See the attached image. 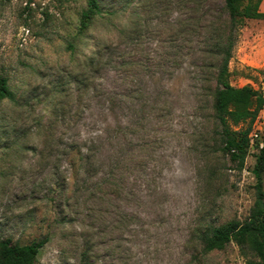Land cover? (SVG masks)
<instances>
[{"label": "rangeland", "instance_id": "obj_1", "mask_svg": "<svg viewBox=\"0 0 264 264\" xmlns=\"http://www.w3.org/2000/svg\"><path fill=\"white\" fill-rule=\"evenodd\" d=\"M98 3L71 52L85 0H0V74L15 94L0 102V240L47 236L36 264H244L233 243L204 254L198 241L243 222L255 198L257 151L239 170L216 146L223 0ZM228 67L232 86L264 95V20L238 30ZM252 131L264 137V107Z\"/></svg>", "mask_w": 264, "mask_h": 264}, {"label": "trees", "instance_id": "obj_2", "mask_svg": "<svg viewBox=\"0 0 264 264\" xmlns=\"http://www.w3.org/2000/svg\"><path fill=\"white\" fill-rule=\"evenodd\" d=\"M68 1V0H58ZM264 0H223L222 39L214 45L219 62L216 65L214 85L211 91L212 118L215 121L217 151L228 157L241 170L246 157L254 148L257 151L251 170L255 179L254 202L247 218L243 221L230 220L220 225L204 227L198 235L199 245L204 254L224 250L235 244L244 264H264V137L250 143L252 125L264 107V95L251 86L234 87L230 84L229 62L238 38V30L247 20H264L260 5ZM98 0H85V7L79 13L76 31L68 40L66 49L73 52L75 41L83 37L98 15H101ZM74 42V43H73ZM111 45L105 44L96 49L81 65L76 81L86 87L87 73H93L104 61L105 53ZM64 86V85H63ZM62 92L60 84L56 93ZM15 101L8 79L0 74V102ZM48 237L35 239L28 244H20L10 238L0 240V264H36L41 249ZM84 258V254H83Z\"/></svg>", "mask_w": 264, "mask_h": 264}, {"label": "built area", "instance_id": "obj_3", "mask_svg": "<svg viewBox=\"0 0 264 264\" xmlns=\"http://www.w3.org/2000/svg\"><path fill=\"white\" fill-rule=\"evenodd\" d=\"M258 138H259V135L255 131H252L251 130V133H250V143L253 144L254 141L257 140Z\"/></svg>", "mask_w": 264, "mask_h": 264}, {"label": "water", "instance_id": "obj_4", "mask_svg": "<svg viewBox=\"0 0 264 264\" xmlns=\"http://www.w3.org/2000/svg\"><path fill=\"white\" fill-rule=\"evenodd\" d=\"M254 148L252 147V150H253Z\"/></svg>", "mask_w": 264, "mask_h": 264}]
</instances>
